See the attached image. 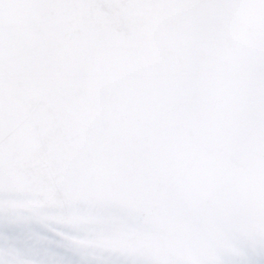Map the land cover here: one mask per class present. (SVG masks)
<instances>
[{
  "label": "snow or ice",
  "instance_id": "snow-or-ice-1",
  "mask_svg": "<svg viewBox=\"0 0 264 264\" xmlns=\"http://www.w3.org/2000/svg\"><path fill=\"white\" fill-rule=\"evenodd\" d=\"M0 264H264V0H0Z\"/></svg>",
  "mask_w": 264,
  "mask_h": 264
},
{
  "label": "rangeland",
  "instance_id": "rangeland-1",
  "mask_svg": "<svg viewBox=\"0 0 264 264\" xmlns=\"http://www.w3.org/2000/svg\"><path fill=\"white\" fill-rule=\"evenodd\" d=\"M55 251H57L58 253H60V254H64V252H63V249H55Z\"/></svg>",
  "mask_w": 264,
  "mask_h": 264
}]
</instances>
